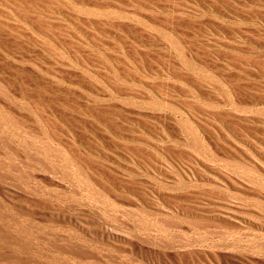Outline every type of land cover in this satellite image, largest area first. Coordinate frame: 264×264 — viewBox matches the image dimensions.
Wrapping results in <instances>:
<instances>
[{
	"label": "rangeland",
	"instance_id": "rangeland-1",
	"mask_svg": "<svg viewBox=\"0 0 264 264\" xmlns=\"http://www.w3.org/2000/svg\"><path fill=\"white\" fill-rule=\"evenodd\" d=\"M0 264H264V0H0Z\"/></svg>",
	"mask_w": 264,
	"mask_h": 264
}]
</instances>
